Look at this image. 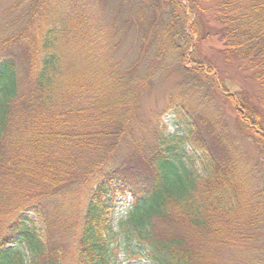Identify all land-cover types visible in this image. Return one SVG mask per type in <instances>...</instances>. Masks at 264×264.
Wrapping results in <instances>:
<instances>
[{"label":"trees","instance_id":"trees-1","mask_svg":"<svg viewBox=\"0 0 264 264\" xmlns=\"http://www.w3.org/2000/svg\"><path fill=\"white\" fill-rule=\"evenodd\" d=\"M120 1L132 24L166 4L156 54L177 46L180 0ZM185 1L213 19L217 29L208 25L209 32L224 43V62L255 84L254 95L228 98L250 143L263 146L264 0ZM77 5L32 0L22 30L0 42V264H116L119 250L153 264H225L220 250L243 241L264 208L251 162L206 96L179 101L192 127L180 137L160 122L151 134L135 127L151 75L141 83L116 77L86 92L96 74L88 70L92 41ZM185 23L198 36V23L188 16ZM189 144L206 152L201 169L189 161ZM120 195L132 203L115 229L110 210Z\"/></svg>","mask_w":264,"mask_h":264},{"label":"rangeland","instance_id":"rangeland-1","mask_svg":"<svg viewBox=\"0 0 264 264\" xmlns=\"http://www.w3.org/2000/svg\"><path fill=\"white\" fill-rule=\"evenodd\" d=\"M76 1L79 3L77 6L81 8L82 15L86 17L87 32L92 41V45L88 48V53L91 51L92 54L89 56L88 70L90 74L91 72L96 74H93L92 80L86 79V92L89 89L94 92L95 88L92 87L94 83L99 87L107 80L116 77H122L126 81L128 79L130 83L132 80L141 83V79L151 75L150 84L142 91L140 97L135 127L142 133L151 134L154 126L160 122L161 126L166 128V134L180 137H187L192 127L190 118L179 101L206 96L204 102L207 103V107L222 114L230 135L240 145L244 157L251 162L248 169L254 177L253 186L264 187V145L255 146L250 143L248 134L242 132L235 119L236 115L228 98L241 91H246L247 95H254L256 86L248 80L237 64L227 65L224 62L222 55L225 51L224 43L219 36L215 37L209 32L208 25L217 29L211 17L203 15L201 9L197 16L191 12L185 0H180L185 6L181 14L185 25L176 39L177 46L172 51L163 49L165 51L163 55L157 56L159 48L154 36L162 34V28L167 23V19L162 17V12L169 11L166 4H161L162 7L159 5L156 13L148 10L141 23L132 24L124 22L125 20L137 22V20L120 0ZM141 1L153 5L159 3L153 0ZM141 1L139 0L140 3ZM31 2L32 0H0V42L22 30L28 19L26 14ZM77 6H70L69 9L78 12ZM134 11L136 12L135 9ZM186 16L190 18L191 24L198 23V36H192L188 32L189 24L185 23ZM186 35L193 41L190 46L187 44ZM141 48L146 53L143 56L140 52ZM181 51L185 52L184 56ZM194 69L202 72L198 73ZM214 81L219 87L212 84ZM224 86L227 87V92L224 91L226 89ZM118 89L121 90V87ZM195 139L197 140L196 137ZM202 141L211 144L212 138L207 137ZM197 147L202 148L200 144ZM197 147L189 144L186 152L189 161L201 169L207 155L204 150ZM131 203L130 196L120 195L116 198L110 210L115 229L126 220ZM82 205H75L74 211H79L83 208ZM253 212L256 213V208L252 209L251 213ZM258 212L261 214L260 217L254 224L246 227L245 239L239 244L220 250L225 264H264V217L262 216L264 208ZM30 217L40 228L38 217L34 214ZM119 251L121 252H118L116 264H153L145 258L135 259L133 255L135 250Z\"/></svg>","mask_w":264,"mask_h":264}]
</instances>
